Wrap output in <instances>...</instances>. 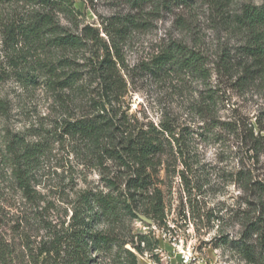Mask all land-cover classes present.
<instances>
[{
  "label": "rangeland",
  "instance_id": "rangeland-1",
  "mask_svg": "<svg viewBox=\"0 0 264 264\" xmlns=\"http://www.w3.org/2000/svg\"><path fill=\"white\" fill-rule=\"evenodd\" d=\"M59 1L67 5L50 8L46 0L0 3V68L7 72L0 81V264H39L36 260L44 256L39 250L48 234L46 222H67L69 202L76 192L107 191L105 180L115 171L112 161L97 162L79 139L60 135V123L85 113L89 104L75 92L59 95L45 81L39 65L67 55L80 68L89 52H64L37 41L29 45L20 35L16 41L9 36L10 29L30 25L47 13L71 32L90 26L105 40L103 27L109 20L131 14L136 25L121 42L125 92L120 109L140 125L158 127L162 121L169 122L183 133L181 140L194 156L184 181L179 176L185 170L181 163L174 176L159 168L155 184L163 191L164 219L147 223L122 215L102 222L99 227L112 233L115 241L110 251L91 264H119L116 242L126 240L124 247L136 254L138 264H245L230 240L241 236L246 220L264 215V191L250 187L252 182L264 181V156L255 158L243 138L250 126L256 133L257 118L264 111V73L239 87L214 63L206 83L183 73L155 77L143 67L171 40L196 43L213 62L222 48H234L240 39L220 24L210 0H171L166 7L162 0H146L141 6L131 0ZM263 2L224 0L223 5L232 11L243 3ZM18 53L27 57L26 63L21 62L25 69L27 62L36 68L35 82L27 84L13 74L8 64ZM209 87L217 96L214 116L198 109ZM15 133L45 145L35 173L36 195L23 193L11 174L6 149ZM51 203L54 208H49ZM136 233L148 236L143 253L136 252L129 241ZM184 256L190 257L186 263Z\"/></svg>",
  "mask_w": 264,
  "mask_h": 264
},
{
  "label": "trees",
  "instance_id": "trees-1",
  "mask_svg": "<svg viewBox=\"0 0 264 264\" xmlns=\"http://www.w3.org/2000/svg\"><path fill=\"white\" fill-rule=\"evenodd\" d=\"M7 0H0V3ZM50 8L67 5L59 0H46ZM141 6L146 0H131ZM171 0H162L167 6ZM224 0H210L213 10L218 14L220 24L229 33L240 39L234 48H222L216 59L209 56L196 43L189 45L182 40H171L151 62L143 64L144 70L155 77L170 73H183L208 81L215 64L218 72L234 78V83L244 87L254 82L264 73V2L256 5L243 3L232 11L223 5ZM66 3V0H65ZM71 4V2L69 3ZM136 25L131 14L113 16L103 27L107 40L101 38L99 30L85 26L81 32H71L60 26L50 13L33 19L31 24L10 29V38L16 41L18 35L25 43L35 41L48 44L64 52L86 51L84 64H78L67 55L57 61L41 62L40 68L46 75L45 81L59 95L75 92L86 98L88 110L74 119L60 123V135L79 139L91 149L97 162L109 159L115 166L112 177L105 180L104 190L85 188L76 192L71 205L68 221L48 220L47 239L40 247L44 256L39 264H91L110 251L114 236L100 224L122 215L139 218L143 215L155 221L164 219L163 191L155 184L159 168L166 175L174 176L176 165L181 163L185 170L179 172L181 180H186L185 171L194 159L187 145L182 142L181 132L169 122L162 121L159 126L137 124L120 109L119 103L125 92V82L121 74L123 64L121 42L129 28ZM16 43V42H15ZM24 51V48H21ZM24 53L10 58L9 66L13 74L28 83L37 80ZM20 63V64H18ZM75 64V65H74ZM82 67V68H81ZM7 72L0 68V81ZM95 83V86H92ZM208 86V84L206 85ZM216 93L208 88L198 109L201 113L214 116L216 113ZM253 156H264V111L257 118V131L250 126L243 137ZM11 174L26 195H36L35 173L41 155L45 151L43 142H29L21 134H12L7 143ZM255 191H264L263 182H252ZM257 189V190H256ZM50 203V202H49ZM49 208H54L51 203ZM241 236L230 240L234 251L245 264H264V215L244 222ZM131 245L138 253H143L149 245L146 234L130 235ZM134 237L136 241H134ZM222 235L220 237L223 238ZM227 243L228 240H223ZM127 243H117L115 257L119 264H138L137 256L124 247ZM143 243V246L141 244Z\"/></svg>",
  "mask_w": 264,
  "mask_h": 264
},
{
  "label": "water",
  "instance_id": "water-1",
  "mask_svg": "<svg viewBox=\"0 0 264 264\" xmlns=\"http://www.w3.org/2000/svg\"><path fill=\"white\" fill-rule=\"evenodd\" d=\"M139 218H141L143 221L147 222V223H151V219L143 216V215H139Z\"/></svg>",
  "mask_w": 264,
  "mask_h": 264
},
{
  "label": "built area",
  "instance_id": "built-area-1",
  "mask_svg": "<svg viewBox=\"0 0 264 264\" xmlns=\"http://www.w3.org/2000/svg\"><path fill=\"white\" fill-rule=\"evenodd\" d=\"M189 256H184V258L182 259V261L184 262V263H186L188 260H189Z\"/></svg>",
  "mask_w": 264,
  "mask_h": 264
}]
</instances>
